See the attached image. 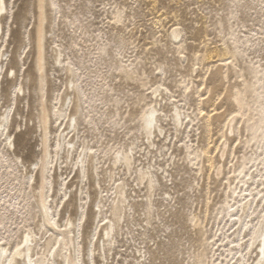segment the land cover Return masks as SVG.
<instances>
[{"label":"rangeland","instance_id":"1","mask_svg":"<svg viewBox=\"0 0 264 264\" xmlns=\"http://www.w3.org/2000/svg\"><path fill=\"white\" fill-rule=\"evenodd\" d=\"M5 1L0 245L51 236L45 201L61 229L73 222L84 250L100 245L95 264H257L264 0ZM150 107L164 127L151 141ZM84 149L94 159L86 177Z\"/></svg>","mask_w":264,"mask_h":264},{"label":"bare ground","instance_id":"2","mask_svg":"<svg viewBox=\"0 0 264 264\" xmlns=\"http://www.w3.org/2000/svg\"><path fill=\"white\" fill-rule=\"evenodd\" d=\"M5 13H7L6 1L0 0V32L2 34H3L2 19ZM38 34H39V42H41L42 39L41 32L39 31ZM173 37L178 38V34L176 31L173 32ZM0 69H1L0 71H3V67H0ZM161 115L162 114H160V111L156 107H152V108L150 107L144 116L143 130L149 141H151L154 137L156 138L159 137V135H162L164 132V127L160 125ZM173 120H175L178 126L183 124L182 113L179 109H176ZM8 123H9V117H6V112L3 114L1 113L0 132L5 133L7 131ZM73 143L74 141H69L67 143L69 147L68 148L67 146L64 147V151L67 152L68 157L69 154H72V152L75 150V146ZM153 144L154 142L152 141V145ZM86 151L87 149H84L82 152H80L78 156V160L80 161L79 163L81 165V168L78 169L79 176L83 175L84 177L88 176L87 166L90 170H92L93 160H94L91 158V156L85 153ZM132 157H130L128 152L124 156V163L128 167L132 165L133 162ZM38 170L42 176L43 179L42 182L44 185L48 181V178L45 175L46 163H43L42 166H38ZM146 178H148L149 186L152 188L155 182L153 177H151L149 173L142 175V180ZM119 190H120L119 204L121 203L124 204V189L119 188ZM42 207H43L44 225L50 230L51 229L53 230L52 235L49 236L48 238H46V235H44L42 238H40V240H38L37 234L33 232H28L22 238L21 243L15 249H11L6 246L0 245V264H95L96 263L95 252L97 249H100V245L99 247L95 249L93 248L92 250L89 251V245L92 244L90 242L89 245L85 247L87 249L84 250V248L81 246V242L79 241L81 234L77 233L76 228H74L73 222L69 220L65 228L61 229V227L59 226L60 223L58 224L55 221V216L50 213L49 210L51 209L47 206L45 201L43 202ZM120 210L121 209L119 206L113 208L114 211L113 215L115 218L114 220H112V222L106 224V226L103 229L105 235L107 236L106 237L107 240L104 241L103 243L104 250H106V243L109 242L111 234L118 225ZM72 228H74V231H71ZM105 235L104 234L102 235L103 240H105L104 239ZM42 241L44 242V245L42 247V250L38 252L37 250L41 246ZM256 242H258L257 243L258 258L261 257V259L258 261L257 264H264V219L262 221V226L257 231Z\"/></svg>","mask_w":264,"mask_h":264}]
</instances>
